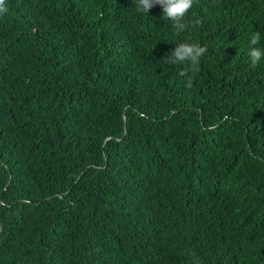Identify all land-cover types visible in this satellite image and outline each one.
<instances>
[{
    "label": "trees",
    "instance_id": "trees-1",
    "mask_svg": "<svg viewBox=\"0 0 264 264\" xmlns=\"http://www.w3.org/2000/svg\"><path fill=\"white\" fill-rule=\"evenodd\" d=\"M6 4L0 264H264V0Z\"/></svg>",
    "mask_w": 264,
    "mask_h": 264
},
{
    "label": "clouds",
    "instance_id": "clouds-1",
    "mask_svg": "<svg viewBox=\"0 0 264 264\" xmlns=\"http://www.w3.org/2000/svg\"><path fill=\"white\" fill-rule=\"evenodd\" d=\"M196 0H136L137 10L141 13H148L150 9L159 5L163 11V17L172 22V27L176 32H183L187 27L185 17L192 9ZM8 12L6 0H0V16ZM260 33L254 32L249 40L248 57L252 67L264 59V48L256 47L260 42ZM207 48L197 43L184 42L176 45L169 55H166V62L169 65H185L179 72V76L186 77L185 87L190 89L193 86L195 73L201 57L205 55ZM194 264H198L194 262Z\"/></svg>",
    "mask_w": 264,
    "mask_h": 264
}]
</instances>
